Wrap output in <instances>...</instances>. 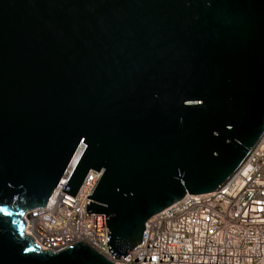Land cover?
<instances>
[{
    "label": "water",
    "instance_id": "obj_1",
    "mask_svg": "<svg viewBox=\"0 0 264 264\" xmlns=\"http://www.w3.org/2000/svg\"><path fill=\"white\" fill-rule=\"evenodd\" d=\"M264 134V0H0V264H113L40 249L23 215L59 179L121 259L145 220L217 191Z\"/></svg>",
    "mask_w": 264,
    "mask_h": 264
},
{
    "label": "built area",
    "instance_id": "obj_2",
    "mask_svg": "<svg viewBox=\"0 0 264 264\" xmlns=\"http://www.w3.org/2000/svg\"><path fill=\"white\" fill-rule=\"evenodd\" d=\"M101 173L89 170L73 197L61 191L64 174L44 206L23 215L24 232L40 249L56 251L81 241L113 264H264V134L221 189L185 193L150 215L140 244L121 259L105 246L104 215L85 213L86 196Z\"/></svg>",
    "mask_w": 264,
    "mask_h": 264
},
{
    "label": "bare ground",
    "instance_id": "obj_3",
    "mask_svg": "<svg viewBox=\"0 0 264 264\" xmlns=\"http://www.w3.org/2000/svg\"><path fill=\"white\" fill-rule=\"evenodd\" d=\"M27 230V229H26ZM25 231V230H24Z\"/></svg>",
    "mask_w": 264,
    "mask_h": 264
}]
</instances>
